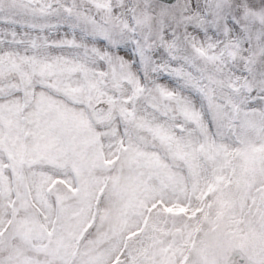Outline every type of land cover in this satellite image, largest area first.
I'll list each match as a JSON object with an SVG mask.
<instances>
[{"label": "snow or ice", "instance_id": "snow-or-ice-1", "mask_svg": "<svg viewBox=\"0 0 264 264\" xmlns=\"http://www.w3.org/2000/svg\"><path fill=\"white\" fill-rule=\"evenodd\" d=\"M0 264H264V0H0Z\"/></svg>", "mask_w": 264, "mask_h": 264}]
</instances>
